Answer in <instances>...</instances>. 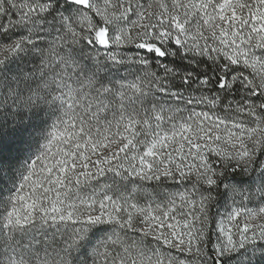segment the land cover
<instances>
[{
	"label": "snow or ice",
	"instance_id": "1",
	"mask_svg": "<svg viewBox=\"0 0 264 264\" xmlns=\"http://www.w3.org/2000/svg\"><path fill=\"white\" fill-rule=\"evenodd\" d=\"M0 264H264V0H0Z\"/></svg>",
	"mask_w": 264,
	"mask_h": 264
}]
</instances>
